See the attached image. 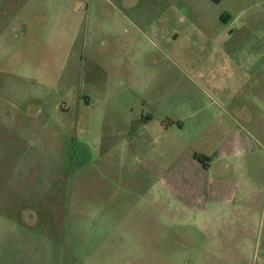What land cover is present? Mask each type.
<instances>
[{"label":"rangeland","instance_id":"rangeland-1","mask_svg":"<svg viewBox=\"0 0 264 264\" xmlns=\"http://www.w3.org/2000/svg\"><path fill=\"white\" fill-rule=\"evenodd\" d=\"M262 26L264 0H0V264H264V218L191 223L159 184L173 139L138 130Z\"/></svg>","mask_w":264,"mask_h":264},{"label":"crops","instance_id":"crops-1","mask_svg":"<svg viewBox=\"0 0 264 264\" xmlns=\"http://www.w3.org/2000/svg\"><path fill=\"white\" fill-rule=\"evenodd\" d=\"M262 27L260 31L250 29V34L241 30L237 36L213 38L211 52L202 48L197 53L205 56L200 59L205 66L201 77L206 88L200 87L202 100L193 97L186 101L184 119L165 118L163 124V119L154 122L151 116H140L142 136L154 133L157 126L160 134L173 139L167 146L169 167L159 177V184L168 188L169 198L179 203L186 211L184 216L195 225L244 212L264 218ZM143 53L133 47L123 51L124 57L132 60ZM195 155L202 156L204 165Z\"/></svg>","mask_w":264,"mask_h":264},{"label":"trees","instance_id":"trees-1","mask_svg":"<svg viewBox=\"0 0 264 264\" xmlns=\"http://www.w3.org/2000/svg\"><path fill=\"white\" fill-rule=\"evenodd\" d=\"M194 158H195L199 163H201V164L204 165V161H203L202 156H200V155H195Z\"/></svg>","mask_w":264,"mask_h":264}]
</instances>
